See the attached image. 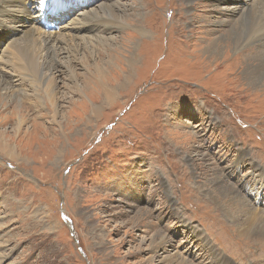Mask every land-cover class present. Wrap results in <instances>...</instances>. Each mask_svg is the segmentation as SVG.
Instances as JSON below:
<instances>
[{"label":"rangeland","instance_id":"374dc122","mask_svg":"<svg viewBox=\"0 0 264 264\" xmlns=\"http://www.w3.org/2000/svg\"><path fill=\"white\" fill-rule=\"evenodd\" d=\"M216 1L221 0H113L123 23L98 28L107 43L103 49L82 45L86 35L78 36L76 45L67 42L79 51L70 69L75 82L68 80L66 54L55 64L50 85L56 120L41 77L32 81L40 106H30L33 97L20 94L0 104V264H146L156 255L160 261L153 264L162 259L179 264V256L189 264H211L221 254L233 264L264 263V244L236 231L202 189L219 167L225 180L248 196L247 186L239 183L251 177L244 158L264 167V82L250 86L244 80L249 52L236 58L241 53L230 50V39L221 43L219 57L208 52L221 33L215 28L230 29L220 23L228 20L231 6ZM103 3L112 4L97 0L67 12L73 20ZM23 28L9 22L0 27V50L17 38L10 29H30ZM108 49L119 50L113 55ZM136 58L128 78H102L114 93L82 78L95 74L94 65L110 61L127 73L128 61ZM187 132L192 136L181 135ZM235 142L242 148L236 153L241 169L231 177L225 168L237 164ZM9 153L16 161L4 155ZM188 154H203L198 166ZM259 195L264 207L263 189ZM249 197L256 205L255 195ZM138 211L146 213L138 225L118 226ZM193 228L215 243L214 256L205 244L192 241ZM158 231L167 241L154 253L144 239Z\"/></svg>","mask_w":264,"mask_h":264},{"label":"bare ground","instance_id":"6f19581e","mask_svg":"<svg viewBox=\"0 0 264 264\" xmlns=\"http://www.w3.org/2000/svg\"><path fill=\"white\" fill-rule=\"evenodd\" d=\"M96 2L97 0H95V2L92 1V3L91 1L86 3L80 0H0V27H4L6 22H9L11 25L16 24L21 27L24 26V28L30 27V29L23 28L24 30L22 31L20 29H10L9 33L11 38H17L14 39L15 41L13 40L14 42L8 44L4 51L0 50L1 105H7V102H5L7 98H11V100L13 99L15 101L16 96H19L20 94V96L22 95L24 97H33L32 99H34V102L37 104L32 102L29 104L30 106H40L38 95L35 93V90H33L32 81L33 78H36V81H39V77H41L43 78V82H47L48 89L46 91V98H48L47 102L50 104L53 114H55L53 118L56 120L55 117L56 114H58V111L53 101L55 96L51 92L52 86L50 85V81L55 79L54 76L56 73L54 74V71L57 70L55 64H57L58 58L61 55L63 56L66 54L68 58L66 64L68 80L74 83L75 80L72 77L73 71H70V69L73 64H76V62L79 61L77 59L79 51H77L75 47L69 46L67 42L71 40L76 45L75 41L79 39L78 36L86 35L88 36V39H82V45L92 44L91 46L93 48L96 47V50L103 49L107 43H105L106 40L99 38L97 35L99 30L101 31L103 28L110 27L114 28L118 23L119 25L123 23L122 10L117 8V6L114 7L113 0H110L112 4H100L98 8L94 9L91 13L85 12L81 15L82 17L74 18L73 20L70 19L71 11L67 12L68 8L80 6L89 7ZM216 2H223L226 7L231 6V8L228 9L229 13L225 16L228 20L225 19L220 23L224 24V22H227L230 29L223 32V30L226 29L221 28V30L215 28V31L221 33L215 37V46L209 48L208 52L214 53L216 58L217 56L219 57L221 53L224 52L221 43H225L226 40L230 39V42L232 43V45H230V50H235V52H233L235 54L241 53L238 54L236 58L242 59L243 56H245L244 54L249 52V55L244 58L245 60H248V64L244 69V80L248 81L250 86H262V83L264 82V0H221ZM248 6L249 9H247ZM115 10H121V13L117 14ZM125 11L127 12V9ZM66 19L70 20L66 21ZM63 22L67 25H63ZM32 25L37 26L38 28H31ZM225 33L227 35H225ZM20 34L21 36H19ZM18 36L24 37L22 40L19 39L18 41ZM82 38H85V36ZM146 38H149V36ZM108 50L109 54L114 55L119 49ZM98 52L100 55H105L104 51L102 52L99 50ZM251 61L255 62V64L252 65L250 63ZM128 62L127 73H124L122 69L120 71L116 70L118 66L111 67L113 63L110 61V65H94L95 74H84L82 78H86V80H88V78L96 80L94 83L95 86H100L99 89L103 90L105 94H108L112 90H110L108 85L102 84V78L106 77L111 80H119L123 78V74L128 78L136 68L135 63L137 62V58L129 60ZM115 63L116 62H114V64ZM106 68H111V72L108 73ZM45 71L50 73L48 77ZM57 72L62 73L61 70H58ZM8 73L11 76H9ZM75 77H78V75ZM13 78H16L18 84L17 82L14 83ZM88 85L89 83L85 81L84 89H87ZM112 93H114V91H112ZM22 96L20 98H22ZM19 101L22 100L20 99ZM21 106L22 104L20 105L19 102L17 107L21 108ZM85 106L86 104L84 103L80 109L84 111ZM87 108H90V105L86 107V109ZM24 121V118L20 115L18 120L19 127H21ZM181 135L192 136L189 132ZM64 137L67 138L68 135L64 134ZM0 142H4L1 137ZM235 143L238 148L234 150L235 155H233L232 158L237 160V164L232 169L227 170V168H225L227 174L230 171L232 172L231 177H233V173L241 169L239 167L240 158L236 156V153L242 148L239 147V142ZM232 149H234V147ZM4 155L15 160V155L12 153ZM202 156L203 154H196L195 156H193V154H188V160L193 167H196L198 166V158H202ZM244 160L243 164L246 163L252 169L250 173L251 177L244 178L240 180L241 182L239 183H242L240 187L247 186L248 196H244L241 192L243 190L240 191L238 186L233 185V182H230V180L227 179L225 180L226 175L219 167L215 168V179L210 184L201 183L203 187L202 189L210 198L217 201L219 206L225 211V214L232 219L236 231L240 232L244 238L249 239L257 245L264 244V207H262L263 202L259 195L262 193V189L264 190V167L257 164L254 160L252 161L250 157H246ZM248 160H250V162ZM212 191H215V196ZM250 194L255 195V198L257 199L255 202L256 205L248 199L250 198ZM227 202H230V206H226ZM145 214L144 211H138L130 222H123L118 226L122 228L131 225L132 221L134 224L138 225V222L142 217L144 218ZM191 230L192 233L189 235H191V238L193 239L192 241L199 243L201 248H203V245L205 244L209 255L214 256L215 243L212 242L211 244L210 239H205L198 229L193 228ZM158 232L159 233L151 235L150 240L146 241V239L143 238L145 242H148L150 251L154 253L157 252L162 243L167 241L166 236L163 235L161 231ZM142 248L143 246L140 249ZM188 253H191V251H188ZM159 258L160 256L158 255L150 256L145 261L147 262L146 264H153L154 262L156 263L157 261H160ZM177 259L180 260L179 264H189L186 259H183L180 256ZM227 259L229 258L225 255H215V260L212 261L211 264H229L230 262H228ZM161 263L175 264L174 262H163V259L161 260ZM249 264L261 263L250 262Z\"/></svg>","mask_w":264,"mask_h":264}]
</instances>
